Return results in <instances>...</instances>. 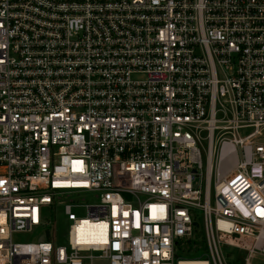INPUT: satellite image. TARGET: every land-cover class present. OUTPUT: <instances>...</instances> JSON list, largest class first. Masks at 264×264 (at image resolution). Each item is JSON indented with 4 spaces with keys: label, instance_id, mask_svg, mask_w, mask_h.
I'll use <instances>...</instances> for the list:
<instances>
[{
    "label": "built area",
    "instance_id": "2783aa9c",
    "mask_svg": "<svg viewBox=\"0 0 264 264\" xmlns=\"http://www.w3.org/2000/svg\"><path fill=\"white\" fill-rule=\"evenodd\" d=\"M222 244L264 260V0H0V264Z\"/></svg>",
    "mask_w": 264,
    "mask_h": 264
},
{
    "label": "rangeland",
    "instance_id": "374dc122",
    "mask_svg": "<svg viewBox=\"0 0 264 264\" xmlns=\"http://www.w3.org/2000/svg\"><path fill=\"white\" fill-rule=\"evenodd\" d=\"M79 204L80 206L72 207V211L78 217H85V205L89 203H93L96 201L93 194L88 191H81L79 194ZM64 203H69V201H63L61 204L56 205L54 214L52 210L49 211L48 207H44L45 213L49 215L51 221V227L54 228V237L56 243L60 245L67 244V235H68V227L70 222L66 219V215L64 214ZM15 241L20 242H36L39 240L38 231H33L29 233H21L14 236ZM219 255L224 264H244V260L247 256V253L243 250L235 248L229 245H220ZM190 258V257H186ZM92 264H108V261L105 259H95ZM253 264H264V260H260V257H255L253 259Z\"/></svg>",
    "mask_w": 264,
    "mask_h": 264
},
{
    "label": "bare ground",
    "instance_id": "6f19581e",
    "mask_svg": "<svg viewBox=\"0 0 264 264\" xmlns=\"http://www.w3.org/2000/svg\"><path fill=\"white\" fill-rule=\"evenodd\" d=\"M85 225V223H81L80 226ZM94 227V226H93ZM200 261L194 260V259H186L181 262V264H200Z\"/></svg>",
    "mask_w": 264,
    "mask_h": 264
},
{
    "label": "trees",
    "instance_id": "16d2710c",
    "mask_svg": "<svg viewBox=\"0 0 264 264\" xmlns=\"http://www.w3.org/2000/svg\"><path fill=\"white\" fill-rule=\"evenodd\" d=\"M188 247H189V252L191 253L192 252V250H193V248H194V245H193V242H191V241H188Z\"/></svg>",
    "mask_w": 264,
    "mask_h": 264
},
{
    "label": "water",
    "instance_id": "95a60500",
    "mask_svg": "<svg viewBox=\"0 0 264 264\" xmlns=\"http://www.w3.org/2000/svg\"><path fill=\"white\" fill-rule=\"evenodd\" d=\"M194 225H195V226H198V224H197V223H194Z\"/></svg>",
    "mask_w": 264,
    "mask_h": 264
}]
</instances>
